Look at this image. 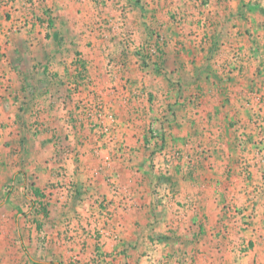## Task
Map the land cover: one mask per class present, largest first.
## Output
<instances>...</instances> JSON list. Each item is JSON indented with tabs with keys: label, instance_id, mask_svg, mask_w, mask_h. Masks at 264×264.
I'll use <instances>...</instances> for the list:
<instances>
[{
	"label": "crops",
	"instance_id": "1",
	"mask_svg": "<svg viewBox=\"0 0 264 264\" xmlns=\"http://www.w3.org/2000/svg\"><path fill=\"white\" fill-rule=\"evenodd\" d=\"M201 1L105 0L104 5H99V1L98 4L88 5V9L81 8V3L75 0L66 2L69 6H66L67 9H72L73 12L83 11V15L89 16L91 23H97L102 19L100 17L105 16L109 23L119 26L120 24H117L119 14L125 13L126 19L123 26L134 32L130 41L123 40L121 44L118 43L120 50L118 47L117 49L112 47L115 53L121 51L123 58H126L123 54L129 56L126 63L120 67V75L124 79L113 84L93 76L96 79L94 82L96 91L101 94L104 106L115 116V133L118 139H123L126 152L121 157H113L109 160V156L114 153L112 148L101 150L92 148L91 151L93 147L91 135V138L85 139L84 146H81L85 153L80 159L82 162L68 164L70 172L68 174L72 175L75 187L80 192L72 199L73 208L69 214H61V211L52 205L51 208L58 211H51L53 214L50 223H53V229L47 227L39 233L37 231L30 235V230H24L23 218H20L17 210L10 211V216L16 215L17 219V223L11 230L13 232L10 234L14 241H10L15 245L23 244L31 256V259L26 260L27 263L181 264L177 262L176 255L180 254L177 253L179 247H185L187 250L193 249L191 254L195 264H255L253 255L260 248L259 241L256 243L255 233L251 231L249 234L251 228L249 230L239 220L240 216L252 215L253 210L251 207L244 208L243 203L240 207H236L237 209L234 208L232 204L236 205L238 202L233 199L229 203L227 199L232 196L230 191L226 193L224 189L230 183L232 184L230 186H236L227 179V174L232 177L236 171H239L230 159L234 152L229 153L222 146L217 147L210 160L203 154L204 152L199 151L200 148L194 147L196 145L194 142L197 139L206 141V138L222 142L224 139L220 137V134H224L225 139L228 138L227 141L233 139L231 125L234 117L222 112L217 113L220 107L227 105L224 101L226 95L222 93V90L227 87L236 92H243L242 97L246 99L250 95L248 91L260 90L264 93V56L260 57L252 53L249 32L244 30L242 32L237 28L243 27L245 23L251 26L252 18L239 22V17L235 18L236 20L231 17L245 0L244 2L226 0L225 3L223 0H203L205 3ZM0 2L2 3L3 0ZM18 2L14 0L8 7L4 5V2L3 5L0 4V47L2 49L0 53H5L4 47H6L7 50H11V53L12 51L22 52L21 57L28 60L34 56L38 57L39 54L40 57H44L40 50L39 54L34 55V48L41 40L40 36L29 38L25 35L22 37L23 40L20 38L17 42L11 36L5 38L3 35L8 33V29L16 23L12 19L18 12ZM102 7L106 14L100 16L99 11L101 12ZM5 11L11 15L8 20L3 15ZM56 22L61 28L74 25L80 27L85 24V21L80 18ZM62 29L61 34L57 30L58 32L54 31L51 35V41L56 44L57 51L61 50V44L65 41L76 42L75 38H67V34ZM249 30L252 32V29ZM156 37L157 43L160 44L159 57L165 72L174 76H187L185 79L190 80L187 84H192L195 88L200 86L202 93L200 98L191 96L186 100L174 98L169 100L170 107L174 108V114L173 116L171 114L172 118H168L166 123H160V118H157L158 104L137 94L141 76L134 66V61L131 63L133 54L138 57L140 46L150 41L154 42L153 38ZM235 50L240 52L241 57L239 61L232 64L229 51ZM29 52L32 53L31 57ZM155 72L157 70L151 68L144 73L151 75ZM97 73L95 75H98ZM18 75L17 72L13 77L14 82L6 85L5 88H0V122L5 123L4 142L0 146L9 154L8 161H1L0 155V171L9 172V178L0 181V188L9 179L17 189L9 193V196L0 195V204L17 202L18 194L24 195L28 186L55 184L59 179L57 172L61 169V122H56L57 120L52 116H47L45 123L48 130L42 134V137L38 135L41 139L38 142H33V135L21 128L24 114L22 106L26 105L24 102L30 100L29 90L42 93L49 90L48 104H61V97L51 93L53 86L45 83L46 81L35 82L33 77L27 75L23 80ZM128 78H131L133 84ZM144 83L145 86L151 84L148 81ZM56 84L58 87V83ZM166 85L167 81L161 84L164 91ZM21 90L27 92L26 96H22ZM52 91L55 92L53 89ZM150 91L156 94L154 90ZM159 98L158 95L155 98L156 101ZM231 104L239 107L242 105L241 102L238 104L237 100ZM194 107L198 109L195 110ZM51 118L55 122H51ZM214 120L218 122V126H215ZM150 126L156 129L154 134H159L160 138L166 140V145L177 139L179 140L176 142L181 145V148L186 144L183 151L192 164H183L174 169V174L170 169V173L164 177L165 172L156 165L153 167L155 162L160 163L159 159L157 161L152 159H154L153 156L161 154V146L155 147L150 144L155 140L150 139L147 134ZM6 135L9 136L7 138L9 146L4 144L7 141ZM3 138L1 137L0 141ZM76 140L73 146L80 138ZM206 159L209 161L206 162ZM183 166L185 167L182 169ZM207 173L208 176H206ZM210 173H216V175ZM223 174L226 177H218ZM165 186L189 188L188 197L186 193L180 194L188 198L189 206L192 204L185 216H177L176 204L171 202L177 199V195L172 199V196L162 197L161 194L156 193L158 188ZM53 197L51 196L50 201L54 204L57 197ZM60 199L61 197L59 201ZM198 204L199 207H197ZM10 216L7 217L11 219ZM66 216L70 218L68 231L63 229L61 223ZM1 217L7 218L0 213ZM179 218L182 219L180 223ZM227 218L234 221H229ZM192 219H204V221L195 230L189 225ZM186 221L187 227L183 225ZM2 226L0 220V245L3 236L7 234L5 230H2ZM82 230L86 233L83 234ZM229 230H232L230 234L234 233L238 237L246 236L245 242L252 240L253 246L245 252L247 254L245 257L244 253L239 259L224 256L223 261L218 257L219 261L213 263V258L210 261L209 255L212 257L215 251L233 247L231 239L234 235L230 236V239L223 237ZM42 237H45L47 241L45 252L39 249V241L43 239ZM228 239L230 243L226 241ZM190 240H193L192 243L189 242ZM221 253L223 252H219V255Z\"/></svg>",
	"mask_w": 264,
	"mask_h": 264
},
{
	"label": "rangeland",
	"instance_id": "2",
	"mask_svg": "<svg viewBox=\"0 0 264 264\" xmlns=\"http://www.w3.org/2000/svg\"><path fill=\"white\" fill-rule=\"evenodd\" d=\"M18 1V12L12 19L16 23L13 27L8 29V33L3 35L5 38L11 36L14 38L13 40L17 42L25 35L29 38L33 36L37 38L40 36L41 40L35 46L36 48H34V55L37 53L39 54L40 50L41 53L43 52L44 57H40L39 54L37 55L38 57L34 56V58H32V53L29 52L31 58L28 60L27 58L21 57L22 52L12 51L11 53V50H7V48L4 47L5 53H0V88H5L6 85L14 82L15 79L13 77L18 72V77H22L23 80L25 75H27L33 77L35 82L42 83L46 81L45 83L53 86V88H51V93L55 95L58 94V97H61V104H48V100L50 99V95L48 94L50 92L49 90L43 93L29 90L30 100L24 102L27 106H22L24 108V114L22 115L23 120L21 126L25 132L29 131L33 135V142H38L41 140L38 135L42 137V134L46 133L48 130L45 123L47 116H52L53 119L57 120L56 122H61V169L57 172L59 179L53 185L44 186L43 184L38 187L28 186L24 195L21 193L18 194L19 199L17 202L13 201L14 203H11L10 201L6 204H0V213L4 214L6 217L8 215L10 216V211L16 209L20 218H23L24 230H30L29 233L31 235L37 231L39 233L47 227L49 229L54 228L52 225L53 223H50L51 215L53 214H51V211H58L51 208L52 205L56 206V208L61 211V214H69V211L73 208L72 199L79 194L80 190L75 187L72 175L68 174L70 173L68 171V164L79 163L81 157L85 154L81 146H84L86 138L92 137L93 147H91V151L92 148L96 150L112 148L114 153H112V157L109 156V160H112L113 157H121L124 152H126V145L123 139H118L115 133V116L104 106L101 94L99 92L97 93L94 82H96V79H103L106 83L116 84L115 82L118 83L124 79V77L120 75V67H122V64L126 63L129 56L128 54H123L124 57H126L123 58L122 52L120 51V53H118L117 51V53H115L112 47L114 49L118 47L120 50L118 43L121 44L123 40L130 41L134 32L131 31L132 29L123 26L126 17H124L125 13L122 12L119 14L120 16L117 23L120 25L115 26L109 23L105 16L100 17L102 19H100L99 22L91 23L89 16L87 17V14L86 16L83 15V11L73 12L72 9H67L66 2H72L74 0ZM99 1V5L105 4V0H75V2L81 3V8L85 7V9L89 8L88 5H93V3ZM223 1L224 3L227 2L226 0ZM241 1L243 0H240V2ZM3 2L4 5L8 7L9 3L14 2V0H3ZM3 2H0V4L3 5ZM201 2L205 3L203 0ZM102 10L101 12L99 11L100 16L101 14H106L103 7ZM7 12L8 11H5L3 15H5V19L7 18L8 20L11 15ZM224 16H227L226 13ZM84 17H86V19ZM231 17H233L234 20L239 17V22H244V20L247 21V19L252 18L251 26L245 23L243 27L239 26L237 28L240 31L242 30V32H249V39L253 47V49L251 48L252 53L256 56H264V0H245L244 4L241 3L236 13ZM79 18L85 21V24L80 25V27L76 25L64 26L62 29L56 22L72 19L78 20ZM61 29L67 34V38H75L76 42L69 43L65 41L61 44V50L59 49L60 51H57L56 44L51 41V35L54 31L58 32L57 30H59L61 34ZM249 29H252V32ZM9 32L11 33L9 34ZM153 39H155L154 42L150 41L140 46L138 49V57H135L133 54L131 63L134 61V66L140 72L141 76V83L137 91L139 93L137 94L143 96L144 99L155 101L158 104L156 107L157 118H160V123H166L168 122V118H172L171 114L172 116L174 114V108L170 107L169 100L173 98L177 100H186L191 96L200 98L202 93L200 86L195 88L194 85L187 84V81H190L185 79L187 76H174L169 75L167 71L165 72L159 57L160 44L157 43L158 38L156 37ZM19 46L21 47V45ZM0 50H2L1 47ZM229 53H231L230 59L232 64L239 61L238 59H240L241 54L238 50L229 51ZM151 68L157 70V72L151 75L144 73L145 70ZM96 73L98 75H95ZM93 76H96V79ZM129 80L131 81L129 82L133 84L131 78ZM146 81L151 84L145 86L144 82ZM166 81L167 85L164 86L166 87L164 91L161 84ZM126 82L128 83V81ZM56 83H58V87H56ZM52 89L55 90V92L52 91ZM150 90H154L156 94L151 93ZM22 92L21 95L26 96L27 92L25 90ZM222 93L226 95L223 96L226 98L224 101L227 105L225 107H220L217 113L221 114L222 112L226 113L228 116L232 115L234 117L233 124L231 125L233 126L231 127L233 128V133L231 134L233 139L227 141L228 138L225 139V136H223L224 134H220V137L222 136L221 138H223L224 141L218 142L217 139L207 140V138L206 141L197 139L194 142L196 144L194 147L200 148L199 151L204 152L203 154L210 160H212V153L217 147L222 146L227 152H234L230 159L235 163L239 171H236L237 173L235 172L232 177L230 174H227V179L232 181L236 186H230L232 184L229 182L230 185L228 184V187H224L226 190L224 191L226 193L230 191L232 198L228 197L227 200L229 203L232 202L233 199L238 202L236 205L232 204L234 208L240 207L243 203L242 206L244 208L248 209L251 207L253 210L252 215L240 216L239 220L246 228H249V230L251 228L249 234L251 231L255 233L256 243L259 241L258 244L260 248L258 251H255L253 262L255 264L258 262L264 264V93L260 92V90L248 91L250 94L248 99L242 97L243 92H236V90H230L227 89V87L225 89L223 88ZM158 95L160 98L156 101L155 98H157ZM230 96L233 97L230 98ZM235 100L238 101V104L241 102L242 105L239 107L231 104L235 102ZM167 104L169 105L168 107L165 106ZM194 109L196 110L198 108L194 107ZM63 110H65V112ZM105 113L111 114L114 121L111 122L107 120ZM52 118L50 121L55 122ZM214 123L215 126H218V122L214 120ZM4 124V122H0V138H3ZM6 126L7 125H5V127ZM105 126H107V131L103 133L102 128ZM154 132H156V129L150 126L147 134L150 139H155L153 143L150 144L155 147L156 145L161 146V154L153 156L154 159L152 160H160V163L155 162L153 167L156 165L162 172H165L164 177L170 173V169H172L174 174V169L176 170V168L181 167L183 164H192V161L186 158L183 151V148H186V144L181 148V145L176 142L179 140L177 139L172 140L169 145H166V140H163V138H160L159 134H154ZM84 134L87 135L84 136ZM5 138L7 141L4 144L9 146V139H7L9 136L7 137L6 135ZM25 138L24 136V139ZM76 138H80V140L73 146L72 144L75 142ZM2 142H4V138L0 141V144ZM56 143L58 144L57 141ZM32 146H34V144H32ZM0 155L1 161H8L9 154L3 150L1 146ZM207 161L209 160L206 159V162ZM80 162H82V160ZM184 167L185 166H183L182 169ZM210 174L216 175V173ZM206 176H208V173ZM218 177L224 178L226 176L223 174L222 176L218 175ZM4 178H9V172L7 170L0 171V181L4 180ZM11 183L12 182L8 179L6 183L1 185L0 195L4 194L5 196H9V193L11 194L13 192L15 186ZM16 190L17 189L14 191ZM157 190L158 191L155 192L161 194L162 197L169 195L174 199V196L177 195V199L171 201L176 204L177 216H185L192 207V204L189 206V200H187L189 188L184 186L181 188L177 186H165ZM182 193H186L187 197H182L180 195ZM51 196L57 197V199L55 198L54 200V204L50 201ZM60 197L61 199L59 201ZM228 206L230 207L231 205ZM197 207H199V204ZM1 218L0 220L3 224L2 230H5L7 234L3 236V241L0 245V264H29L26 260L31 259V256L26 248L23 247V244L20 243L15 245L13 243L11 244L10 241L13 240L10 237L11 232H13L11 230H13L17 223L16 215H14V217L10 216L11 219L8 217V219L4 217ZM69 220L70 218L66 216L65 220L61 221L64 230L68 231L70 229ZM179 220H181L178 221L179 223L182 222V219L179 218ZM227 220L234 221V219L231 218H227ZM191 221L192 223L189 225L193 227L192 229L196 230L197 227L201 226V222H203L204 219H192L189 222ZM186 223L187 221L183 223L185 227L188 226ZM89 231L91 232V230ZM230 232H232V230H229L223 237H228L230 239V236L234 235L232 236L234 238L231 239L233 247L231 246V249L220 250L219 252H223L221 255H219L217 251L214 252L212 257L209 255L210 261L213 258V263L214 261H219L218 257L223 259L224 256L239 259L243 253L245 254V252L252 248V240L245 242L247 239L245 235V237L241 238L234 233L230 234ZM85 233L86 231H83V234ZM45 239L44 237L39 241L40 250L47 248V241ZM228 240L226 241L230 243V240ZM192 241L193 240H190L189 242L192 243ZM192 250L193 249L187 250L185 247H179L177 253L179 252L180 254L176 255L178 261H175L181 264H195L191 254ZM45 251L46 250H44V252ZM245 256H247V254H245L244 257Z\"/></svg>",
	"mask_w": 264,
	"mask_h": 264
},
{
	"label": "built area",
	"instance_id": "3",
	"mask_svg": "<svg viewBox=\"0 0 264 264\" xmlns=\"http://www.w3.org/2000/svg\"><path fill=\"white\" fill-rule=\"evenodd\" d=\"M105 117L107 118V120H109L111 122L114 121L111 114H106L105 113ZM105 131H107V126H105V127L102 128V132L104 133Z\"/></svg>",
	"mask_w": 264,
	"mask_h": 264
}]
</instances>
